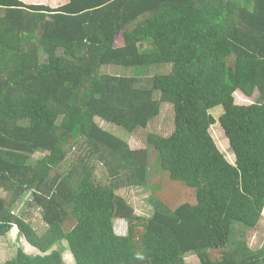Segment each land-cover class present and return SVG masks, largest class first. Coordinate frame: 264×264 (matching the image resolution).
I'll use <instances>...</instances> for the list:
<instances>
[{
	"label": "trees",
	"instance_id": "16d2710c",
	"mask_svg": "<svg viewBox=\"0 0 264 264\" xmlns=\"http://www.w3.org/2000/svg\"><path fill=\"white\" fill-rule=\"evenodd\" d=\"M64 32L72 33L56 36ZM238 96L254 102L239 105ZM164 104L174 107V132L150 134L148 145L194 202H156L140 217L117 191L147 184L150 153L94 120L132 134ZM215 124L232 163L212 139ZM97 163L107 172L101 187ZM26 192L41 234L16 213ZM263 213L264 0H68L58 8L0 0V235L17 227L39 253L19 248L4 264L61 261L65 243L76 264H187L189 256L264 264V245L246 239ZM115 219L128 223L127 235L114 232ZM169 245L174 253L164 257Z\"/></svg>",
	"mask_w": 264,
	"mask_h": 264
},
{
	"label": "rangeland",
	"instance_id": "374dc122",
	"mask_svg": "<svg viewBox=\"0 0 264 264\" xmlns=\"http://www.w3.org/2000/svg\"><path fill=\"white\" fill-rule=\"evenodd\" d=\"M68 0H26L27 5H45L50 8H58L67 3ZM214 4L213 1L207 2L203 6H200L198 9L200 11L206 10L207 8L212 7ZM69 33V32H68ZM68 33L58 34L56 36L62 37L64 34L65 37H68ZM70 32L69 34H71ZM71 37V36H70ZM115 46L123 45L122 34H118L115 37ZM147 47H152V44L148 43ZM168 70L165 69V71ZM120 70L115 67L102 66L100 68V73L107 74H117L120 73ZM129 70L128 72H132ZM254 101L250 99H244L242 97H237V104L239 105H251ZM221 113L220 109H217L214 112V118H216ZM174 119L175 112L174 107L171 105H163L162 112L159 118L152 121L147 130H138L135 133H128L125 130H122L116 126L107 124L99 119H95L94 122L96 125L103 131L112 134L116 138L125 141L131 150H148L150 153V162H149V173H148V182L144 186H131L126 185L119 188L117 191L118 195H121L126 199V201L132 205L135 209V213L140 217H150L154 212V205L156 202H162L167 206L172 208L176 207L184 199L187 201L194 202V197L192 192L182 190L178 187L177 182H171L166 174H163L160 168V161L155 152L148 145V138L150 134H156L164 138L170 137L174 132ZM210 134L214 140L217 148L223 154H225L227 160L232 163L233 157L228 151V143L223 137L221 131L217 124L210 127ZM72 154L69 159L73 158L75 154H78V149L72 150ZM42 156V154H37L33 157V160L36 161ZM93 184L95 186L106 185L105 182H108L107 172L104 166L97 163L95 164V170L93 174ZM182 186V185H181ZM183 187V186H182ZM183 191V192H182ZM1 193L6 196V193L2 190ZM31 196L29 192L23 194V197L19 200L16 208V213L22 215L23 219L29 223L38 233H43L46 226L42 222L40 212L33 208L31 205ZM184 203V202H183ZM264 216V213H263ZM114 232L118 235L125 236L128 234V223L121 219L113 220ZM18 229L12 227L9 232L5 235H0V264H4L7 261L14 260L18 256L19 248L23 249V253L28 257H33L39 253L32 249L23 239H19ZM153 235L148 236L149 245H155L157 243V238H151ZM246 239L249 242L250 247L260 248L264 245V219H262L259 228L257 231L248 232ZM168 251L164 254V257H169L174 253L173 246H168ZM64 252L62 253L61 261L53 260L50 264H76V260L71 251H69L67 244H64ZM211 256H218V251L212 252ZM187 264H200L196 256H189L186 258Z\"/></svg>",
	"mask_w": 264,
	"mask_h": 264
},
{
	"label": "crops",
	"instance_id": "0c3cea01",
	"mask_svg": "<svg viewBox=\"0 0 264 264\" xmlns=\"http://www.w3.org/2000/svg\"><path fill=\"white\" fill-rule=\"evenodd\" d=\"M21 1H23L25 4L27 3L26 0H21ZM238 97H241V96H238ZM242 98H244V97H242ZM244 99H246V98H244ZM31 248L34 249L36 252H38L35 248H33V247H31Z\"/></svg>",
	"mask_w": 264,
	"mask_h": 264
},
{
	"label": "clouds",
	"instance_id": "9594fccd",
	"mask_svg": "<svg viewBox=\"0 0 264 264\" xmlns=\"http://www.w3.org/2000/svg\"><path fill=\"white\" fill-rule=\"evenodd\" d=\"M17 228V227H16Z\"/></svg>",
	"mask_w": 264,
	"mask_h": 264
}]
</instances>
